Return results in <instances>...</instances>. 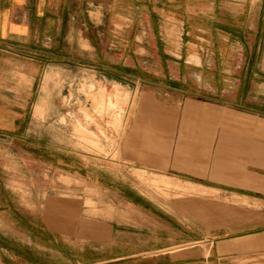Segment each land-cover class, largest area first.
Masks as SVG:
<instances>
[{
  "label": "crops",
  "instance_id": "0c3cea01",
  "mask_svg": "<svg viewBox=\"0 0 264 264\" xmlns=\"http://www.w3.org/2000/svg\"><path fill=\"white\" fill-rule=\"evenodd\" d=\"M70 48L83 58L89 49L96 63L145 67L132 77L138 94L123 145L141 186L78 174L76 199L67 194L47 202L51 237L55 213L61 229L70 230L62 238L75 240L88 257L78 264H249L248 256L264 264L260 212L250 220L244 214L246 203H264V0H0V234L6 238L20 240L28 227L31 241L34 229L6 194L18 188L1 178L20 175L21 151L13 149L20 139L12 130L20 128L21 113L34 112L54 70L60 79L67 74L54 62L68 64ZM152 76L169 85L148 83ZM230 206L240 215L230 216Z\"/></svg>",
  "mask_w": 264,
  "mask_h": 264
},
{
  "label": "rangeland",
  "instance_id": "374dc122",
  "mask_svg": "<svg viewBox=\"0 0 264 264\" xmlns=\"http://www.w3.org/2000/svg\"><path fill=\"white\" fill-rule=\"evenodd\" d=\"M88 51L90 50L86 48L83 58L77 56L76 48H70L68 64L57 65L54 62V66L64 67L67 74H63L60 79V71L56 73L54 70L48 79L50 86L39 90L41 92L36 97L34 112L21 113L20 128L12 130L20 139V144H15L13 148L21 151L20 175L5 174L1 178L18 188L15 192L9 189L6 194L11 196L12 199H9L13 200V206L20 208L22 216L32 223L31 228L34 229L30 230L31 241L25 239L29 235L28 227L26 232L21 229L20 240L0 234V264H34V259L37 264H78L88 258L80 255L75 240L62 238L70 234V230L61 229L60 215H53L52 237L45 228L44 217L49 205L47 202L52 196L56 202L67 194L74 199L79 196L76 182L78 174L85 177L91 174L102 184L113 181V184L120 185L127 181L130 187L141 186L139 169L128 163L131 160L127 159L123 145L124 121L130 114L131 107H135L138 94V81L132 77L146 73L143 70L145 67L137 64L96 63L92 53ZM167 66L165 65L166 71H172L171 65ZM157 71L149 68L150 73ZM152 77L147 79L148 83L169 85L168 81L158 76ZM186 87L189 88V81ZM9 145L12 148V141ZM65 173H69V178L62 177ZM122 187L127 191L125 185L122 184ZM56 202H53L54 207L57 206ZM231 203L236 205L239 202L230 199V205ZM75 207H70L72 214ZM256 211L260 212L261 224H264V203L250 206L246 203V220L256 219L259 216ZM238 214L236 206L229 207L230 216ZM5 218L10 222L8 227H15L14 231H18L12 215L6 214ZM229 227L231 233L236 232V224H230ZM14 234L17 236V233ZM256 243L258 244L257 241ZM254 259L258 260V257L245 258L249 264ZM241 263L237 259H230L228 262L220 260L215 264Z\"/></svg>",
  "mask_w": 264,
  "mask_h": 264
},
{
  "label": "bare ground",
  "instance_id": "6f19581e",
  "mask_svg": "<svg viewBox=\"0 0 264 264\" xmlns=\"http://www.w3.org/2000/svg\"><path fill=\"white\" fill-rule=\"evenodd\" d=\"M174 29V28H173ZM171 30H172V28H171ZM177 36V35H176ZM175 36V37H176ZM177 43V42H176ZM106 98V97H105ZM94 100V99H93ZM95 101V100H94ZM96 101H97V99H96ZM94 103V102H93ZM104 103V102H103ZM96 104H98V101H97V103ZM100 104V103H99ZM95 106V105H94ZM107 107V106H106ZM146 107V106H145ZM144 107V108H145ZM97 109V108H96ZM85 110V109H84ZM99 110V109H98ZM103 111V110H102ZM87 112V111H86ZM169 114V113H168ZM100 115H102V114H100ZM92 117V116H91ZM161 118V117H160ZM159 119V118H158ZM167 119V118H166ZM99 120V119H98ZM173 120H175V119H173ZM97 121V120H96ZM169 121H171V120H169ZM98 122V121H97ZM168 122V121H167ZM99 124H101V123H99ZM163 124V123H162ZM169 124V123H168ZM159 125H160V123H159ZM171 125V124H170ZM173 125V124H172ZM79 127V126H78ZM172 128V127H171ZM78 130H80V129H78ZM85 130V129H84ZM173 130V129H172ZM87 134V133H86ZM93 143V142H92ZM91 144V143H90ZM118 149V148H117ZM116 149V150H117Z\"/></svg>",
  "mask_w": 264,
  "mask_h": 264
}]
</instances>
